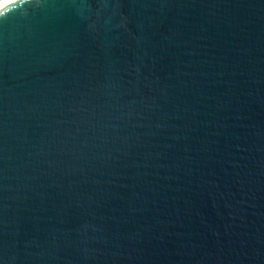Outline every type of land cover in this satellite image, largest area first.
I'll use <instances>...</instances> for the list:
<instances>
[{"label":"water","instance_id":"1","mask_svg":"<svg viewBox=\"0 0 264 264\" xmlns=\"http://www.w3.org/2000/svg\"><path fill=\"white\" fill-rule=\"evenodd\" d=\"M0 264H264V0L0 5Z\"/></svg>","mask_w":264,"mask_h":264},{"label":"snow or ice","instance_id":"2","mask_svg":"<svg viewBox=\"0 0 264 264\" xmlns=\"http://www.w3.org/2000/svg\"><path fill=\"white\" fill-rule=\"evenodd\" d=\"M6 0H0V5L4 4Z\"/></svg>","mask_w":264,"mask_h":264}]
</instances>
